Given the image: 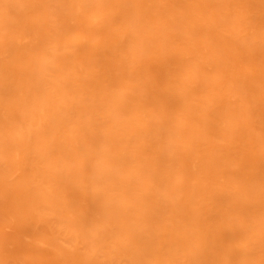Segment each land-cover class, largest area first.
<instances>
[{
    "label": "bare ground",
    "instance_id": "1",
    "mask_svg": "<svg viewBox=\"0 0 264 264\" xmlns=\"http://www.w3.org/2000/svg\"><path fill=\"white\" fill-rule=\"evenodd\" d=\"M0 264H264V0H0Z\"/></svg>",
    "mask_w": 264,
    "mask_h": 264
}]
</instances>
